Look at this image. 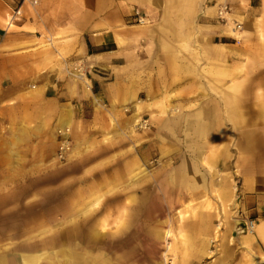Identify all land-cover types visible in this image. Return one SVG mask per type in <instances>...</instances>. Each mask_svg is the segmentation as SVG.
<instances>
[{
    "label": "crops",
    "instance_id": "1",
    "mask_svg": "<svg viewBox=\"0 0 264 264\" xmlns=\"http://www.w3.org/2000/svg\"><path fill=\"white\" fill-rule=\"evenodd\" d=\"M37 1L23 5L21 18L11 22L21 0H0V264H35L25 254V233L11 232L28 225L21 217L28 196L42 194L75 165L55 169L57 130L70 128L77 141L80 130L106 128L123 107L131 118L141 114L136 122L149 117L153 137L166 142L188 172L180 194L197 197L201 208L207 195L232 200L229 175L238 169L239 218L223 231L222 253L209 264H264V93L258 98L260 122L238 129L235 159L237 104L246 102L237 103L244 96L234 84L236 45L216 19L218 6L226 4L242 18L246 38L258 29L264 38V0ZM50 3L68 5L56 12L73 22L62 33L63 47L55 43L59 28L45 30L28 18L30 10L44 15ZM137 9L147 24L134 23ZM61 50L84 65L85 78L76 82L67 74ZM216 168L225 175L221 182L209 170ZM198 211L203 228L197 232L205 244L216 216ZM248 219L257 222L254 235L244 231Z\"/></svg>",
    "mask_w": 264,
    "mask_h": 264
},
{
    "label": "rangeland",
    "instance_id": "2",
    "mask_svg": "<svg viewBox=\"0 0 264 264\" xmlns=\"http://www.w3.org/2000/svg\"><path fill=\"white\" fill-rule=\"evenodd\" d=\"M47 7L44 15L30 10L28 18L45 30L59 28L55 43L60 41L63 47L62 33L72 29L73 22L57 17L56 12L62 14L68 5L50 3ZM232 19L242 24L243 30L237 36L218 24L236 45L234 84L236 92L244 96L237 103L246 102L242 108L237 104L235 115L232 150L237 159L241 139L238 129L245 123L260 122L264 38L258 35L260 29L246 38L242 18L232 14ZM261 25L264 27V20ZM46 39L52 46L50 36ZM62 52L59 60L64 62L67 74L76 82L85 78L84 65ZM140 117L139 113L131 118L129 108L123 107L121 115L112 116L104 129L86 128V133L80 130L82 139L77 141L71 131L73 150L68 161L60 164L55 156L54 163L61 171L75 164L69 168L70 174L60 173L57 184L44 186L42 194H30L27 211L21 213L27 218V227L12 228V234L19 230L25 233V254L35 264H209L222 253L223 231L239 218L237 195L242 194L243 179L238 169L235 167L229 175L233 186L229 203L222 202L220 194L205 196L202 208L216 219L214 234L203 244L198 233L203 228L198 223L202 202L180 194L188 172L178 156L170 155L166 142L153 137L149 117L136 122ZM145 121L147 127L141 126ZM99 132L95 140L93 136ZM81 158L84 160L77 164ZM209 170L215 182L225 176L218 168ZM182 175L184 180L179 177ZM187 199L190 202L185 205Z\"/></svg>",
    "mask_w": 264,
    "mask_h": 264
},
{
    "label": "built area",
    "instance_id": "3",
    "mask_svg": "<svg viewBox=\"0 0 264 264\" xmlns=\"http://www.w3.org/2000/svg\"><path fill=\"white\" fill-rule=\"evenodd\" d=\"M37 0H21L20 6L15 10V12L12 15L11 22H16L21 18V8L25 4H30L31 6L37 5ZM134 23L137 25H145L147 24V19L142 15L140 10H134L133 15ZM217 22L222 24L225 27H228L231 29L232 34L235 36L239 35L241 31L243 30L242 24L236 20L232 19V10L231 8L224 4L220 5L217 8V14H216ZM80 77H83L82 75ZM146 121L143 122L141 126H146ZM57 138H58V149L56 153V161L60 164H65L68 161V158L70 157L72 150H73V142L71 139V129L61 128L57 130ZM238 193V191H237ZM243 199L242 194L239 192L237 195V200L241 203ZM257 222L253 219H248L244 223V231L247 234L249 230H252L254 225Z\"/></svg>",
    "mask_w": 264,
    "mask_h": 264
},
{
    "label": "bare ground",
    "instance_id": "4",
    "mask_svg": "<svg viewBox=\"0 0 264 264\" xmlns=\"http://www.w3.org/2000/svg\"><path fill=\"white\" fill-rule=\"evenodd\" d=\"M258 228V225L257 223L254 225L253 229L252 230H249V232L247 233L248 235H254L256 230ZM170 233V231H168V234Z\"/></svg>",
    "mask_w": 264,
    "mask_h": 264
}]
</instances>
